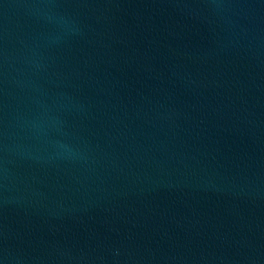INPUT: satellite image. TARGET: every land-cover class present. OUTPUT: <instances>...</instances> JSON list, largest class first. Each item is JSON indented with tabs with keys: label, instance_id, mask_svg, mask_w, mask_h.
<instances>
[{
	"label": "water",
	"instance_id": "water-1",
	"mask_svg": "<svg viewBox=\"0 0 264 264\" xmlns=\"http://www.w3.org/2000/svg\"><path fill=\"white\" fill-rule=\"evenodd\" d=\"M0 264H264V0H0Z\"/></svg>",
	"mask_w": 264,
	"mask_h": 264
}]
</instances>
